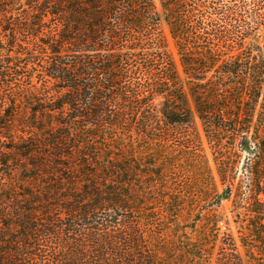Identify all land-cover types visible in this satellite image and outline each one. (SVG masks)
<instances>
[{
	"label": "trees",
	"instance_id": "trees-1",
	"mask_svg": "<svg viewBox=\"0 0 264 264\" xmlns=\"http://www.w3.org/2000/svg\"><path fill=\"white\" fill-rule=\"evenodd\" d=\"M0 264H264V0H0Z\"/></svg>",
	"mask_w": 264,
	"mask_h": 264
},
{
	"label": "rangeland",
	"instance_id": "rangeland-1",
	"mask_svg": "<svg viewBox=\"0 0 264 264\" xmlns=\"http://www.w3.org/2000/svg\"><path fill=\"white\" fill-rule=\"evenodd\" d=\"M223 211L225 214L229 213V203L226 202L224 203Z\"/></svg>",
	"mask_w": 264,
	"mask_h": 264
}]
</instances>
